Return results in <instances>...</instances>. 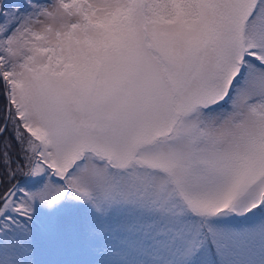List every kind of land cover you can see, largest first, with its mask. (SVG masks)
Segmentation results:
<instances>
[{
	"label": "snow or ice",
	"instance_id": "6c2138e0",
	"mask_svg": "<svg viewBox=\"0 0 264 264\" xmlns=\"http://www.w3.org/2000/svg\"><path fill=\"white\" fill-rule=\"evenodd\" d=\"M0 264H264V0H0Z\"/></svg>",
	"mask_w": 264,
	"mask_h": 264
},
{
	"label": "trees",
	"instance_id": "16d2710c",
	"mask_svg": "<svg viewBox=\"0 0 264 264\" xmlns=\"http://www.w3.org/2000/svg\"><path fill=\"white\" fill-rule=\"evenodd\" d=\"M15 2H16V0H8V1L6 2V4H7V5H13V4H15Z\"/></svg>",
	"mask_w": 264,
	"mask_h": 264
},
{
	"label": "rangeland",
	"instance_id": "374dc122",
	"mask_svg": "<svg viewBox=\"0 0 264 264\" xmlns=\"http://www.w3.org/2000/svg\"><path fill=\"white\" fill-rule=\"evenodd\" d=\"M8 0H5V2H7Z\"/></svg>",
	"mask_w": 264,
	"mask_h": 264
}]
</instances>
